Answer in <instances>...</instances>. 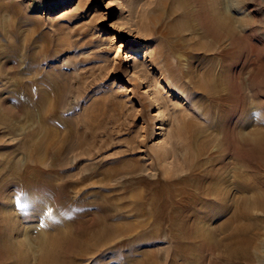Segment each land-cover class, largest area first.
Returning <instances> with one entry per match:
<instances>
[{
	"label": "rangeland",
	"instance_id": "1",
	"mask_svg": "<svg viewBox=\"0 0 264 264\" xmlns=\"http://www.w3.org/2000/svg\"><path fill=\"white\" fill-rule=\"evenodd\" d=\"M187 1L192 12L182 22L194 25L179 37L167 31L181 20V15L169 17L174 0L164 7L161 0H0L1 43L3 36L31 42L19 43L12 58L0 54V67L15 65L11 73L0 70V264H21L20 253L27 264H41V238L57 234H66V243L58 247L62 264H73L75 255L88 247L91 233L108 232L114 222L129 230L106 248L103 243L91 248L81 264L118 259L126 264H245L229 259L220 245L231 229L223 223L235 206L224 215L202 199L200 212L183 206L182 235L189 237L205 223L218 228L219 241L195 239L183 246L176 235L178 222L172 219L173 195L201 182L211 167L208 161L219 153L228 170L235 166L251 181L260 176L264 181V151L238 138L244 97L260 93L257 117L264 121V0L234 2L230 14L244 17L243 30L208 64L193 53L190 39L203 32L212 37L209 9L216 0ZM229 1L224 0L225 7ZM250 24L257 38L246 36ZM209 69L228 89L215 110L218 135L207 124L212 119L209 103L198 105L190 78ZM185 121L217 138L203 160L207 164L195 170L189 144L180 136ZM109 170H114L111 177L105 174ZM206 181L210 190L212 183ZM228 184L230 206L240 187ZM111 202L125 210L110 209ZM252 214L259 231L251 264H264V212Z\"/></svg>",
	"mask_w": 264,
	"mask_h": 264
},
{
	"label": "bare ground",
	"instance_id": "2",
	"mask_svg": "<svg viewBox=\"0 0 264 264\" xmlns=\"http://www.w3.org/2000/svg\"><path fill=\"white\" fill-rule=\"evenodd\" d=\"M167 2H169V0H161V6L162 7L166 6ZM234 2H236V0H230L227 7H225L224 6V0H216V3L213 4V6H211L210 9L208 8L210 11V13H209V17L211 18L210 22L212 23L214 30H215L214 33H212V35H211L212 37L208 36L204 32L203 33L197 32L199 36L190 39V42L194 43L193 44L194 47L192 49L193 53L200 55L199 57H202V61H205V64L213 62V60L215 58L214 57L215 54H219V53L221 54V53H223V51L225 52L226 50H224L222 46L227 42L230 43V41L232 43L233 39H238L237 38V36H238L237 32L243 30L242 21H243L244 17L238 15L237 12H235L234 15L230 14V12L234 11V8L236 7V3H234ZM188 6H189V2L187 0H174V7L172 8V11L170 12L169 17L172 20V19H174V18H172L173 16L175 17V15H181V17H180L181 20L178 23L171 24L167 28V31L169 33H173V34L181 37L183 35V33H182L183 29H186L187 27L190 28L191 26L194 25V23L193 24H191V23L186 24V22H182L183 19L188 21V18H186V17H187V15H191L190 13L192 11H189V10L192 7H188ZM237 6H238V4H237ZM222 7H223V9L225 7V11H227L229 13V15L227 14V12L222 11ZM201 9H203V8H201ZM194 13H195V10H194ZM194 13L192 14V16L194 15ZM249 13L252 14L253 11H250ZM158 17H160V16H158ZM9 20H10V18H9ZM8 22L13 24L10 21H8ZM0 24L2 25V23H0ZM11 24H9V26H11ZM250 26H251V24H250ZM14 28H15V26H14ZM244 28H246V27H244ZM21 29H22V27H21ZM4 31H6L5 28H4ZM18 31L19 30H17V33H18ZM261 31L264 33L263 30H261ZM21 34H23V33H21ZM246 34H247L246 36H250L252 38H257V36H258L255 27H252V26L249 27ZM3 37H1V40H3L4 43H1V41H0V54L2 53L4 56H7L8 58H12L17 53L19 43L23 42V44L26 43L28 45H30V43H31L30 39L23 40L21 38H19V39L13 38V41H12L8 38L4 39ZM22 38H23V36H22ZM206 39L207 40L211 39L209 41L214 42L215 45L212 47L209 46L207 44V43H209V41H207ZM230 53H229V55L232 54V53L231 54ZM13 67H15V65L10 67L6 64L5 66L0 67V70H2V72L7 74V73H11V70H13ZM216 73L217 72L214 71V69L213 70L209 69L206 73H200V72L199 73L198 72L192 73L190 78H191L192 85H193V88L195 90L196 96L198 98V105H200V107H201L204 105L203 103H205V102L209 103L207 108L210 110V113L212 114V119L207 124L210 127H214L213 130L218 135V132L216 130L217 116L215 115V110L220 109L219 103L225 97L228 89H226L223 86V82L220 79V76L217 77ZM12 85H13V88L15 89L16 87H18L20 85V82L19 81L14 82V84H12ZM258 86H259V84H258ZM245 88H246V86H245ZM259 94L260 93L258 92V93L251 94L249 98H247V96L244 97L246 99V101L244 102V105H243V103L240 104V105H243V107H245L244 113H243L244 118H242L244 123L242 122L243 124L240 127V130H239L240 132L238 134L239 136L238 135L237 136H238V138H240L241 143H243L244 145L249 146L250 148L253 147L254 149H257L260 151H264V121H261L260 118L257 117V114H260V107H261V106H259L260 105V103H259V96L260 95ZM44 98H45V96L42 95L41 100H39V101L43 102ZM261 103H262V100H261ZM203 109H205V108H203ZM30 113L32 114L33 112H30ZM1 115L2 114H0V118L2 117ZM181 123H183V122H181ZM184 123H186V121ZM204 128L205 127H203L201 125L193 124V123H190V121H189L188 123H186L185 126L182 127V131H180V133H181L180 136L184 137L187 140V143L189 144V145H187V146H189L188 154H189L190 158H192L191 161L194 162V163H192L190 161L192 164L191 165L192 170L199 168L202 164H204V165L207 164L203 160L208 155L210 147L213 146L212 142L214 143L217 139L214 134L211 136H204L202 133L199 132V130L204 129ZM216 146H218V145H216ZM10 152L13 155L16 153L15 150H12V149ZM0 157L2 159L3 155H1ZM195 161L197 162L196 164H195ZM208 162L210 163L211 167H209L210 169L206 170V172L202 173V177H201L202 179H200L201 182L196 181L193 184L190 183V184H187L185 186L183 185L184 187L179 188V189L177 188L178 190H176L175 195H173L174 199H176V202L174 204V210H172L173 211L172 219H173V221L178 222V227H177L178 233H176V235L178 238H180L183 241V244H182L183 246L185 245L186 242H188L190 240H195V239L196 240L200 239V241H205V243L207 242V243H211V244H217V242H219L217 239L218 228H210V226L207 227L205 223H204V225L201 224L202 226L197 225L198 227H196L192 231V233L189 234V237L182 235L181 230H182L183 226H185L186 224L184 223V221H183V224L179 221L180 216H181V208L185 205L190 204V205L194 206L195 210L200 212V209L198 207L200 205L198 204V202H200V200L202 199V200H206L208 202L206 204L207 207L211 208L212 210L217 208L219 211V214L224 215L227 213L228 209H232V207L235 206L233 213L230 215L231 217L230 216L226 217L227 218L226 222L223 223V224H225V227L229 226L231 229L229 231L230 233L228 232L229 234L226 237L227 238L226 242L223 241L222 243H220V245L222 247V251L226 253V255L228 256L229 259H233V260L234 259H242L243 262L245 261V264L246 263L251 264L253 262L254 256H255L254 252H252V249L254 248L255 238H256L255 236L258 234V231H259V228L257 227V225L253 224V222L255 220L251 221V217L254 219V215L252 213L257 211V210L264 212V195H263L262 186H261L264 184V181L260 180L261 176H260V178H257L258 180H256V181L252 180L251 181L250 179L247 178L248 175L246 176V174H243L242 171L238 167H235V166H234L235 168L233 167V169L231 171L228 170L229 165L224 162L222 153L216 154L214 156L213 160L208 161ZM17 164H18V160H16L14 162L13 166L16 167ZM241 167H245V166L242 165ZM231 168H232V166H231ZM113 171L109 170L108 173H105V174H107L111 177ZM229 171H230V173H229ZM206 180H209V183H212V184H210L212 186L210 190L206 189L205 186L203 185V183H205V182L208 183ZM229 182H231V185H233L232 182L233 183L235 182V184L236 185L239 184V187H240V193L238 195H236V197H235L236 199L232 200L233 202H232V205H230L231 207L229 205H227V204H229L227 202L230 199L229 198V192H227L228 191L227 189H229L227 187V185H229L228 184ZM28 184H30V183H28ZM30 185H33V184H30ZM104 197H107V196H104ZM130 197L132 200H135L137 196L136 195H130ZM170 197H171V195H170ZM119 203H120V201H119ZM117 207H118V204H116L115 202L114 203L111 202V204H109V208L116 210V212H117V209L120 210L121 212L123 210H125V208L123 206H119L118 208ZM155 209H156V207H155ZM153 210H154V203H152L150 211H153ZM33 212H35V210H33ZM251 214L253 216H251ZM7 215H9V214H7ZM11 216H13V215H11ZM11 218L12 217H10V219ZM8 219H9V217H8ZM243 219L247 220V222L244 221ZM13 221H14V219H13ZM15 221H16V219H15ZM15 221H14V223H15ZM12 222H11V224H12ZM256 222H258V221H256ZM200 223H202V222L200 221ZM173 225H174V222H173ZM108 227H109L108 232H105V229L103 228L101 230H97L96 232L91 233L88 240H89V245H90V242L92 245H90V246L88 245V247H84L82 250H80L75 255V258H74L75 261L73 262V264H81V261L83 262V261L87 260L90 257L89 255H90L91 248H93V247L96 248V247L100 246L102 243L104 244V248H106L108 245H111V244L116 242V238H119L120 233L126 232L127 229L129 230L128 225L122 224L119 222H117V223L114 222V223L110 224V226H108ZM65 235L66 234H57L54 236V238H52L53 236L49 237V238H48V236L41 238L42 239L41 246L43 248L42 249L43 251H41L42 252L41 264H62L63 263L60 260V257L58 256L60 254L58 251L60 249L58 247L60 246L61 243H66L64 240V238L66 237ZM88 240H87V242H88ZM25 245L27 246V247L25 246L26 248H30L29 243L25 244ZM24 254L25 253H20V255H19V257H20L19 262L21 264H27L26 263V256ZM79 259H80V261H79ZM130 262L132 263V261H130ZM131 263H129V264H131ZM112 264H126V263L124 260L118 259V261H115V263H112ZM141 264H142V262H141ZM146 264H151V262L148 261V263H147V261H146Z\"/></svg>",
	"mask_w": 264,
	"mask_h": 264
}]
</instances>
